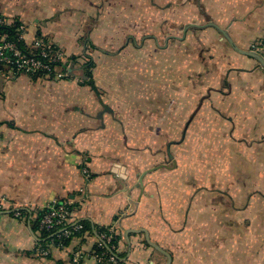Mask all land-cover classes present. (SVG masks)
<instances>
[{
    "label": "crops",
    "instance_id": "obj_1",
    "mask_svg": "<svg viewBox=\"0 0 264 264\" xmlns=\"http://www.w3.org/2000/svg\"><path fill=\"white\" fill-rule=\"evenodd\" d=\"M0 13L25 43L88 54L97 90L78 64L63 80L0 72V264H69L95 227L114 231L120 264H165L140 228L170 264H264V67L238 51L264 38V0H0ZM57 199L94 229L38 256L36 217Z\"/></svg>",
    "mask_w": 264,
    "mask_h": 264
},
{
    "label": "built area",
    "instance_id": "obj_2",
    "mask_svg": "<svg viewBox=\"0 0 264 264\" xmlns=\"http://www.w3.org/2000/svg\"><path fill=\"white\" fill-rule=\"evenodd\" d=\"M0 25L15 26L14 35L17 41L25 43L26 27L23 23H18L16 26V23L8 21L0 13ZM17 41H12L6 34H0V72L6 69V72L11 74L39 75L56 79L65 78L70 74L71 64L67 61L68 56L56 43L44 36H34L31 42L26 43L27 46L21 48ZM256 44H260L261 48H264V41ZM7 204L6 197L0 195V206L6 207ZM68 204L69 202L57 204L56 201H53L45 207L46 211L39 220V229L49 234L50 242L46 244L38 242L34 248L36 255H47L49 247L63 248L62 240L81 232L82 224L79 222L70 224L71 212L67 207ZM14 214L20 216L21 213L17 210L14 211ZM98 236L105 242L111 253L106 254L104 250L86 252L81 248H76L71 253L70 264H81L87 257L93 259L96 264H119L118 258L112 253L116 248V244L112 242L115 239L114 231L110 230L108 233ZM103 245V242L98 239L97 247L102 249Z\"/></svg>",
    "mask_w": 264,
    "mask_h": 264
},
{
    "label": "trees",
    "instance_id": "obj_3",
    "mask_svg": "<svg viewBox=\"0 0 264 264\" xmlns=\"http://www.w3.org/2000/svg\"><path fill=\"white\" fill-rule=\"evenodd\" d=\"M12 22H14V21H12ZM14 23H16V26H17L18 23H22V22L19 21V20H16ZM14 33H15V26H11V25H0V34H6L7 37L9 39H11L12 41H17ZM37 36H43V35H37ZM260 41L263 42L264 41V38L261 39V40H258L256 43H258ZM17 43H18L19 47H21V48H24L25 46H27L26 43H22L20 41H17ZM66 53H67V51H66ZM67 56H68L67 57V61L71 63L70 68L72 66L78 64V66L83 70V74H84L83 83L89 85L93 90L97 91L96 88H95L94 82L92 80V68H93V65H94L93 59L88 54L84 55L85 58L82 61H78L77 60L78 58L75 57V56H71V54H68ZM4 70L6 71V69H4ZM69 75L67 77H69ZM30 76H32L33 78H37V77L45 78V77H41L39 75H30ZM67 77H65V78H67ZM49 79H54V78L49 77ZM85 173H87L86 170H85ZM55 201H56L57 204H64L65 202H68L65 199H57ZM67 207H68V209L71 212L72 211V205L69 203ZM4 208L5 207H1L0 206V209H4ZM19 211L21 213V210H19ZM45 211H46V208H43L38 213V215L36 217V221H35L36 224L34 226V227H36L38 229V231L41 234L40 235L41 238H40L39 243H42V244H46V243H49L50 242V238L48 237L49 234L46 233L45 231L39 229V220H40V218L42 217V215L44 214ZM79 223L82 224V230L81 231H89L92 234V230L94 228L93 229L91 228V225H90V223L87 220H81V221H79ZM95 231L97 232L98 235H100V234H103V233H108L110 230L107 229L106 227H95ZM70 239L71 238L62 240L63 243H64V247L68 244V242H69ZM117 241H118V239L115 236V239L112 240V242L116 244V248L113 249V253L116 255V257L118 258L119 262H121L120 259H119L120 254H118V252L116 250L117 249ZM53 247L58 248L56 246H53ZM92 250H96V252H99L101 250H104L106 252V254L111 253L110 251H108V249L105 247V245H103V248L102 249L98 248L97 247V242H96L95 247ZM69 264H70V259H69Z\"/></svg>",
    "mask_w": 264,
    "mask_h": 264
},
{
    "label": "water",
    "instance_id": "obj_4",
    "mask_svg": "<svg viewBox=\"0 0 264 264\" xmlns=\"http://www.w3.org/2000/svg\"><path fill=\"white\" fill-rule=\"evenodd\" d=\"M225 36H226V35H225ZM238 51L241 52V53H243V54H246V55L252 56L253 58L257 59V60L260 62V64L264 67V59H263L258 53H256V52H251V51H245V50H238ZM159 167H168V166H167L166 164H159V166H154V167L148 168V169L142 171V172L138 175V186H139L140 194H141L142 191H143V182H142L143 177H144L147 173H149V172H151V171H153V170H155V169H157V168H159ZM128 232H137V233H139V232H143V233L145 234V240L147 241V243H148L152 248H154L157 252H159V253H161L163 256H165V258H166V262H165V264H170V262H171V256H170V254H169L166 250H164L163 248H161L159 245H157L156 243L152 242V241L149 239V236H148L147 231H146L145 229H143V228H140V229H138V230H133V229H131V230H128ZM97 237L99 238L98 235H97ZM126 239L128 240V236H126ZM99 240H100L101 242H103V244L105 245V247H106L107 249H109L108 246L105 244V242H104L102 239L99 238ZM112 253H113V252H112ZM113 254H114V253H113ZM114 255H115V254H114ZM115 256H116V255H115Z\"/></svg>",
    "mask_w": 264,
    "mask_h": 264
},
{
    "label": "rangeland",
    "instance_id": "obj_5",
    "mask_svg": "<svg viewBox=\"0 0 264 264\" xmlns=\"http://www.w3.org/2000/svg\"><path fill=\"white\" fill-rule=\"evenodd\" d=\"M9 21V20H8ZM46 37V36H45ZM34 38V37H33ZM48 40H51L52 42H55L53 39H50L49 37H46ZM261 42V41H260ZM56 43V42H55ZM56 45L58 46V47H60V48H62L60 45H58L57 43H56ZM65 52H66V50L64 49V48H62ZM250 50H252V51H254V52H258L259 54H261L263 57H264V48H261V45L259 44H256V42L255 43H251L250 44V48H249ZM67 55L69 54L68 52L66 53ZM82 55L83 54H79V56L82 58ZM71 64V63H70ZM69 73H70V69H69ZM54 79H56V78H54ZM63 79H65V78H58V79H56V80H63ZM263 224H264V220H263ZM115 234V233H114ZM263 242H264V235H263ZM120 264V263H119Z\"/></svg>",
    "mask_w": 264,
    "mask_h": 264
}]
</instances>
